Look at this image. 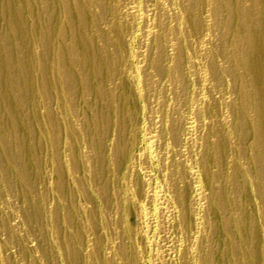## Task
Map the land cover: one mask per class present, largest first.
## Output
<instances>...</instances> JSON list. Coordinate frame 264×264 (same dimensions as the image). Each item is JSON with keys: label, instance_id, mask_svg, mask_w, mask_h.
Listing matches in <instances>:
<instances>
[{"label": "rangeland", "instance_id": "obj_1", "mask_svg": "<svg viewBox=\"0 0 264 264\" xmlns=\"http://www.w3.org/2000/svg\"><path fill=\"white\" fill-rule=\"evenodd\" d=\"M0 264H264V0H0Z\"/></svg>", "mask_w": 264, "mask_h": 264}]
</instances>
